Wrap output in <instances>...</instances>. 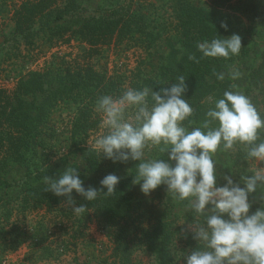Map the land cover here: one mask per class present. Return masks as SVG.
<instances>
[{"label": "trees", "instance_id": "1", "mask_svg": "<svg viewBox=\"0 0 264 264\" xmlns=\"http://www.w3.org/2000/svg\"><path fill=\"white\" fill-rule=\"evenodd\" d=\"M205 3L204 0H27L15 10V31L26 45L35 47L38 40L51 46L77 42L85 49L81 57L54 55L43 69L30 70L21 76L13 89L0 88V253L16 251L28 244L38 259L60 260L72 246L79 247L80 241L87 237L89 223L97 220L114 242L109 256L112 262L105 260L106 264H127L141 248L151 252L159 264H177L174 236L181 231L179 218L183 217L185 223L194 219L189 201L174 199L168 193L167 209H158L159 204L153 198L163 201L160 191L152 199H137L132 185L137 172H115L111 160L91 149L89 138L101 122L97 99L103 95L118 97L130 87L128 84L133 89L147 87L159 91L183 75L186 99L193 109L189 118L192 127L203 124L205 113L225 90L235 91L228 71L234 56L207 58L197 49L198 42L217 34L225 36L229 29L222 12ZM36 24L41 27L33 29ZM223 24H227V29ZM124 44L156 60L151 72H143L136 82H127V76H120L119 70L110 75L107 69H97L93 62L107 48H120ZM220 73L224 74L223 80L217 79L216 74ZM66 110L73 111L70 152L80 153L79 160L70 167L77 168L84 187L101 189L100 180L104 176L120 177L110 197L101 193L95 201H88L74 190L76 204L85 207L79 214L63 202L65 197L45 191L44 177L55 175L44 152L48 125L56 113ZM263 134L260 130V140ZM240 153L246 154V150ZM161 155L167 159L166 153ZM17 166L27 169V175L36 182L14 187L11 174ZM15 188L19 191L13 195L11 190ZM260 191L250 196L252 212L264 207L258 200L264 193ZM181 205L188 210L182 215L183 210L173 213ZM44 208L45 214L51 216L42 214L34 227L13 220L17 214L26 216ZM197 219L203 222L204 218ZM50 223L60 225L66 237L55 248L51 246L53 241H48ZM195 241L190 249L198 246Z\"/></svg>", "mask_w": 264, "mask_h": 264}, {"label": "clouds", "instance_id": "2", "mask_svg": "<svg viewBox=\"0 0 264 264\" xmlns=\"http://www.w3.org/2000/svg\"><path fill=\"white\" fill-rule=\"evenodd\" d=\"M197 49L202 57L228 59L240 54L242 40L235 33L227 37L217 34L198 42ZM216 75L218 80L224 79L223 73ZM239 76V71L231 73L232 79ZM174 81L159 91L128 88L118 97H99L96 110L107 132L90 144L91 149L113 163L139 161L134 183L145 196L166 185L174 199L189 201L194 219L187 230L198 246L190 253L177 249V264L181 257L183 264H264V207L252 212L250 200L253 193L264 189V166L245 169L239 180L225 174L221 184L215 159L218 150L240 144L247 149L245 161L264 162V140L259 136L264 118L248 96L225 90L205 113L203 124L192 127L186 78L179 75ZM160 145L167 159L144 158L146 147ZM44 182L45 191L65 197L63 202L79 214L85 207L76 204L74 190L88 201H95L101 193L110 197L120 177L108 174L100 180L101 189L85 188L77 168L68 167L58 178L45 176ZM200 216L203 222L197 220Z\"/></svg>", "mask_w": 264, "mask_h": 264}, {"label": "rangeland", "instance_id": "3", "mask_svg": "<svg viewBox=\"0 0 264 264\" xmlns=\"http://www.w3.org/2000/svg\"><path fill=\"white\" fill-rule=\"evenodd\" d=\"M25 1L27 0H0V88L13 89L21 76L30 70L43 69L46 61L51 60L54 55L59 57L64 56L68 59L72 56L81 57L85 49L84 45L77 42L51 46L49 43L38 39L36 42L37 46L26 45L22 36L16 33L14 21L15 10L19 9ZM204 2L208 6L216 7L217 10L222 12L225 19L227 18L229 29L226 31L225 37L233 33L241 36V52L239 55L234 56L228 66V71L231 73L239 71L240 76L238 79H232L231 77L235 91L248 96L258 113L264 118V0H204ZM38 27L41 26L36 24L33 26V29ZM93 62L96 64L97 69L109 70L110 75L114 74V70H119L121 72L120 76L124 78H126L125 75L127 76V82L129 80L132 82L140 80L143 76L142 73H150L153 62L156 64V60L154 58L151 59L149 54L141 53L138 48L126 44L120 48H107L104 51V55L94 58ZM128 87L132 88L130 84H128ZM129 115H131V110L126 114V119ZM72 119L73 111L66 110L56 113L49 122L44 152L45 159L48 160L47 163L51 164L55 171V175L52 178H58L75 160L78 161L80 158V153L74 155L71 153L72 151L70 152ZM106 132L107 129L102 128L100 122L99 127L91 133L89 144H93L96 138L106 134ZM262 140H264V136ZM162 147L164 146L146 147L144 158L146 160L162 158L164 156L161 155L163 152L160 151ZM244 150L247 152L244 145L237 144L231 150L220 149L217 151L215 156V159L218 161L216 168L221 174V184L224 183L222 177L225 174L233 175L234 179L239 180L241 173L245 169L250 168L254 170L258 166H264V162L258 165L255 161H242L241 158L243 159L246 154L240 152ZM74 156H76V159H74ZM239 158L240 160H238ZM118 163L120 162L113 164L114 170L117 173L129 170L137 172L136 166L139 161L128 160L127 162ZM28 172L23 166H17L12 170L11 179L14 187L20 185L27 186L30 183L36 182L31 176L27 175ZM135 176H133L132 185L137 199H152L160 191V198L163 201L157 198L153 199L159 204L158 209H167L165 203L169 200L170 196L167 190H164L166 185L159 186L149 196H145L141 193L139 184L134 183ZM18 191L19 188H15L11 190V194L16 195ZM258 200L264 206V193L259 196ZM186 209L182 205L177 206L173 213L183 210L180 213L182 215ZM42 214H45V208L32 211L26 216L17 214L13 220H18L20 224L34 227ZM45 216L49 218L51 214L46 213ZM179 219L181 231L174 236V238H177L175 250L179 249L190 253L191 250H194V247L190 249V244L194 239L191 232L187 230V225L190 223H185L183 217ZM197 220L200 221V219ZM50 227L51 231L49 235L51 237H48V241L52 240L51 246L54 245L55 248L57 243L66 237H64V231L60 225L57 227L53 223H50ZM113 247V240L104 233L97 220H92L87 229V237L80 241L78 248L72 246V250L60 260L38 259L37 255H33L36 251L32 250L28 244H25L16 251H3L0 253V264H106L105 260H108L109 263L112 262V258L109 256ZM127 264L159 263L151 252L141 248L135 251L134 258ZM179 264H183V257H181Z\"/></svg>", "mask_w": 264, "mask_h": 264}]
</instances>
